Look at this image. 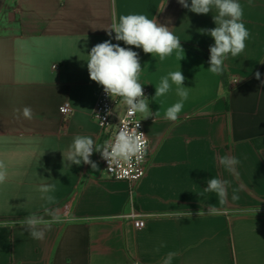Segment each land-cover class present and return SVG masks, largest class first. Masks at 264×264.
I'll list each match as a JSON object with an SVG mask.
<instances>
[{
  "label": "crops",
  "instance_id": "obj_1",
  "mask_svg": "<svg viewBox=\"0 0 264 264\" xmlns=\"http://www.w3.org/2000/svg\"><path fill=\"white\" fill-rule=\"evenodd\" d=\"M239 3L250 36L224 60V81L208 71L214 39L203 30L216 26L215 9L196 14L178 0H0V160L8 174L0 223L10 225L0 227V264H163L169 252L177 253L171 264H264V0ZM127 14L168 26L184 59L174 52L160 61L110 37L113 19ZM109 39L139 54L149 107L160 108L154 122L144 119L150 161L137 184L104 178L99 152L90 157L96 169L67 158L76 135L111 141L92 117L103 87L87 69L92 47ZM179 63L189 97L172 122L163 116L178 100L175 86L151 98ZM66 103L69 116L60 111ZM225 155L238 159L235 172L220 164ZM211 178L227 182L223 203L204 190ZM48 184L55 190L41 193ZM45 208L65 221L35 240L19 221ZM135 215L146 220L141 230Z\"/></svg>",
  "mask_w": 264,
  "mask_h": 264
},
{
  "label": "clouds",
  "instance_id": "obj_2",
  "mask_svg": "<svg viewBox=\"0 0 264 264\" xmlns=\"http://www.w3.org/2000/svg\"><path fill=\"white\" fill-rule=\"evenodd\" d=\"M178 3L196 14H208L213 9L216 10L217 14L213 16L216 26L203 31L214 39V44L209 47L208 71L214 75H222L224 60L229 54L233 57L239 56L246 47L245 41L250 36L242 20L243 8L239 0H191L190 5L188 0H178ZM107 32L110 37L114 32L116 41H122L127 46L142 48L144 53L158 56L160 61H164L174 52L179 62L184 59L181 40L169 30L168 26L144 14L120 15L118 19H113L111 28ZM88 56L87 69L90 79L101 85L111 98L119 97L131 116L140 114L141 118L135 121L134 126H121L114 140L105 141L103 145L96 144L89 136L76 135L69 147L68 161L75 165L89 164L96 169V163L90 159L95 151L99 152L109 165L114 162L131 163L133 160L142 162L147 154L148 141L145 135L138 131L140 121L152 118L154 122L160 117V108L153 112L149 107L150 99L145 96L144 84L140 82L143 68L139 54L133 51L132 47H122L109 39L93 46ZM185 79L179 63V70L161 76L158 85L155 86V96L151 98L152 100L166 96L173 90V85L175 86L178 100L165 109L163 118L166 120L176 122L179 119V114L189 97V87L184 86ZM256 79H260L259 72L256 73ZM162 106L161 103L160 107ZM22 115L25 119H32V109L24 107ZM220 164L232 173L235 172L239 161L234 156L225 155L220 158ZM7 175L6 165L0 160V184L6 181ZM226 183L222 179L211 178L207 180V187L204 190L215 193L223 203L227 191ZM39 190L43 194H48L55 190V185H41ZM43 198L49 203L54 200L52 195H45ZM232 198L239 199L235 190ZM64 221L65 217L61 210L45 208L44 215L30 214L22 218L19 223L28 230L33 239L43 240L46 232L50 231L53 225ZM6 226L10 225L0 223V227ZM176 255L175 252H169L163 264H171L172 258Z\"/></svg>",
  "mask_w": 264,
  "mask_h": 264
},
{
  "label": "built area",
  "instance_id": "obj_3",
  "mask_svg": "<svg viewBox=\"0 0 264 264\" xmlns=\"http://www.w3.org/2000/svg\"><path fill=\"white\" fill-rule=\"evenodd\" d=\"M143 90L145 96L149 97L150 99V88L147 85H143ZM60 111L64 116H69L73 112V108L68 103H66L61 106ZM92 117L99 124L101 130L104 133H110L112 135L111 141L114 140L121 126H134L135 121L141 118L140 114L131 116L122 100L119 97L114 99L111 98L104 92V89L101 91L96 102ZM138 131L142 132L148 141L147 154L144 160L139 163L133 160L131 163L114 162L109 165L108 162L102 157V172L104 178L108 180L126 181L131 184H137L145 177L150 161V150L149 140L146 132V122L144 120L140 121V127ZM133 217V223L136 229L141 230L146 226L145 219L136 215Z\"/></svg>",
  "mask_w": 264,
  "mask_h": 264
},
{
  "label": "trees",
  "instance_id": "obj_4",
  "mask_svg": "<svg viewBox=\"0 0 264 264\" xmlns=\"http://www.w3.org/2000/svg\"><path fill=\"white\" fill-rule=\"evenodd\" d=\"M221 77H222V79L224 80V81H226L227 80V72H226V70L224 69V67H223V74L221 75ZM254 144H255V146H259V143L255 140L254 141Z\"/></svg>",
  "mask_w": 264,
  "mask_h": 264
}]
</instances>
